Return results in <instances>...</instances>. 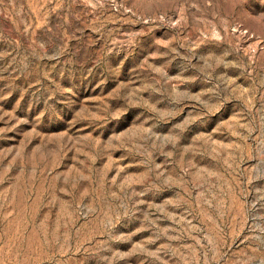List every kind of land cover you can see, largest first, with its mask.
<instances>
[{
	"label": "rangeland",
	"instance_id": "obj_1",
	"mask_svg": "<svg viewBox=\"0 0 264 264\" xmlns=\"http://www.w3.org/2000/svg\"><path fill=\"white\" fill-rule=\"evenodd\" d=\"M0 264H264V0H0Z\"/></svg>",
	"mask_w": 264,
	"mask_h": 264
}]
</instances>
